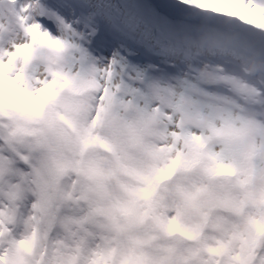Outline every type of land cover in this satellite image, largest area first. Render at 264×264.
<instances>
[{
    "label": "snow or ice",
    "instance_id": "6c2138e0",
    "mask_svg": "<svg viewBox=\"0 0 264 264\" xmlns=\"http://www.w3.org/2000/svg\"><path fill=\"white\" fill-rule=\"evenodd\" d=\"M233 100L264 106V0H0V264H120L102 178L58 183L66 144L179 118L178 159L226 167ZM257 243L245 264H264Z\"/></svg>",
    "mask_w": 264,
    "mask_h": 264
},
{
    "label": "clouds",
    "instance_id": "9594fccd",
    "mask_svg": "<svg viewBox=\"0 0 264 264\" xmlns=\"http://www.w3.org/2000/svg\"><path fill=\"white\" fill-rule=\"evenodd\" d=\"M223 108L219 126L234 132L226 167L178 159L179 118L175 133L160 120L146 133L100 128L86 149L66 144L69 171L58 183L90 193L94 177L102 178L106 196L92 210L102 223H118L120 264H245L253 238L264 245V231H252L264 227V106L233 100Z\"/></svg>",
    "mask_w": 264,
    "mask_h": 264
}]
</instances>
